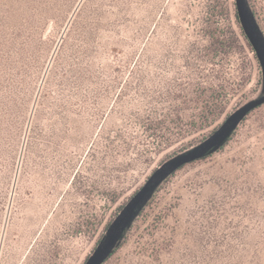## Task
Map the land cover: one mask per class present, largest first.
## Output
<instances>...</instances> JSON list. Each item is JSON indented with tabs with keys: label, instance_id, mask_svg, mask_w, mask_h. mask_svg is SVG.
Returning <instances> with one entry per match:
<instances>
[{
	"label": "rangeland",
	"instance_id": "obj_1",
	"mask_svg": "<svg viewBox=\"0 0 264 264\" xmlns=\"http://www.w3.org/2000/svg\"><path fill=\"white\" fill-rule=\"evenodd\" d=\"M262 99L264 0H0V264H264Z\"/></svg>",
	"mask_w": 264,
	"mask_h": 264
},
{
	"label": "trees",
	"instance_id": "obj_2",
	"mask_svg": "<svg viewBox=\"0 0 264 264\" xmlns=\"http://www.w3.org/2000/svg\"><path fill=\"white\" fill-rule=\"evenodd\" d=\"M211 15L214 16V22L210 24V27H209L210 30L206 34L207 36L211 38L210 44L203 46V49L201 50H197L198 58L202 60L206 59L208 63L214 61L213 60L214 53H224L222 49L228 46L230 47L233 44V41H234L233 38L236 37L235 33L232 30H230V28H227L226 25H224L223 23V20H225L226 16H228V13H226L225 8H222L221 10H219V7L218 8L215 7L214 9H212ZM235 15H236V18H237V21L240 27L244 31L245 37L250 39L245 29V26L242 23L239 11H236ZM254 51L256 52V50ZM257 57H258V54H257ZM198 67H199V71L201 75H203L202 67L200 66ZM202 85L203 84L201 85L199 84V87H198V91H199L198 93H200L198 95V99H200L204 105L200 118L203 121L208 122L211 114H214L216 110L223 108V101L227 95V92H226L227 88L225 85H221V90H218L214 86L210 87V86H204V85L202 86ZM207 91L211 92L210 96H207L206 94ZM166 116L164 119L161 118L158 121H155L154 123L150 124L149 130L153 133L152 135L159 136V137L163 136L161 132L160 133L158 132L161 131V129L166 126V123L168 121ZM167 117L168 118L170 117V119H173L171 118V116H167ZM230 117L231 115H227L225 120L218 127H215L212 130L211 134L207 136L205 139H207L210 136L215 135ZM169 131L172 132L173 129Z\"/></svg>",
	"mask_w": 264,
	"mask_h": 264
},
{
	"label": "water",
	"instance_id": "obj_3",
	"mask_svg": "<svg viewBox=\"0 0 264 264\" xmlns=\"http://www.w3.org/2000/svg\"><path fill=\"white\" fill-rule=\"evenodd\" d=\"M239 13H240V16H241L242 23H243V25L245 26V29H246V31H247L249 37H252V34H251V32H250V29H249V26H248V24H247V22H246V20H245V18H244V16H243V14H242L241 12H239ZM263 102H264V99H262V100H260V101H258V102H256V103H254V104H251V105L247 106V107L245 108V113H248L252 108H254L255 106L260 105V104L263 103ZM230 118H231V117H230ZM230 118H229L227 121H229ZM227 121H226V122H227ZM226 122H225V123H226ZM225 123H224V124H225ZM224 124H223V126H224ZM219 130H220V129H219ZM219 130H218V132H217L215 135H213V136H216V135L219 133Z\"/></svg>",
	"mask_w": 264,
	"mask_h": 264
}]
</instances>
